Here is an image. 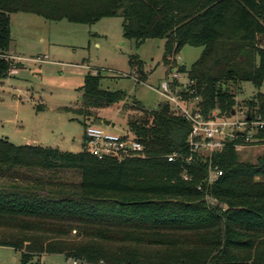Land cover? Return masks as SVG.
<instances>
[{
    "label": "trees",
    "instance_id": "16d2710c",
    "mask_svg": "<svg viewBox=\"0 0 264 264\" xmlns=\"http://www.w3.org/2000/svg\"><path fill=\"white\" fill-rule=\"evenodd\" d=\"M17 12L82 24L121 16L124 37L137 46L165 39L166 65L186 45L202 47L190 67L178 68L194 81L185 97H199L205 116H230L237 100L229 83L251 81L258 92L245 104L264 119V0H0L4 54ZM129 63L145 81L140 57ZM12 66L0 58V76ZM102 78L90 72L81 87L83 105L75 111L85 128L98 118L96 109L128 97L103 88ZM137 102L143 115L129 120L128 130L144 148L125 159H100L86 140L71 152L0 138V246L19 250L21 264H41L43 254L87 264H264V154L250 162L239 149L264 143V129L203 158L191 151V124L167 102L153 109ZM210 166L223 173L209 185ZM73 170L79 181L61 177Z\"/></svg>",
    "mask_w": 264,
    "mask_h": 264
},
{
    "label": "rangeland",
    "instance_id": "374dc122",
    "mask_svg": "<svg viewBox=\"0 0 264 264\" xmlns=\"http://www.w3.org/2000/svg\"><path fill=\"white\" fill-rule=\"evenodd\" d=\"M10 25L11 49L16 57L10 73L0 76V138L17 145L30 143L58 147L62 151L79 152L84 147V117L75 109L83 105L81 87L90 68L102 74L103 88L128 93L124 103L96 109L98 118L90 124L125 135L129 120L143 115L137 101L146 109L163 104L165 98L154 87L166 78L167 68L171 64L178 68L190 67L203 49L186 45L166 67L163 61L165 39L149 38L137 46L135 40L124 37L121 16L82 24L17 12L11 14ZM131 55H138L144 62L145 83L126 76L131 70ZM186 79L187 75L182 73L181 81ZM229 87L236 93L235 110L240 115L248 111L245 102L258 92L256 86L244 81L229 83ZM260 90L264 92V84ZM105 120L115 125L107 126ZM239 149L242 160L255 162L264 154V143H249ZM60 174L69 182L80 179L79 171ZM0 264H21V252L0 246ZM41 264L75 263L61 254H47L42 256Z\"/></svg>",
    "mask_w": 264,
    "mask_h": 264
},
{
    "label": "built area",
    "instance_id": "2783aa9c",
    "mask_svg": "<svg viewBox=\"0 0 264 264\" xmlns=\"http://www.w3.org/2000/svg\"><path fill=\"white\" fill-rule=\"evenodd\" d=\"M5 57L15 59L10 54H4L0 51V58ZM172 63V62H171ZM181 72L174 65L169 66V76L164 79L158 87L154 89L165 98L171 106L174 114L184 117L192 126L189 135V145L191 151L198 153L201 157H211L215 151L221 150L228 141L242 137L246 143L254 140L255 134L264 129V119L261 115L252 117L249 111H235L230 116L222 115L218 110H214L208 116H205L201 107L197 103L199 97H185V93H193L191 84L193 80L188 78L181 81ZM136 80L139 81L136 75ZM85 140L87 148L98 158L114 157L116 159H125L141 152L144 148L142 143L136 140L128 130L125 135H118L110 132L108 129L93 124L85 128ZM243 145H239V148ZM177 154L168 156L169 161H173ZM192 155L188 160L192 159ZM222 171L216 166H210L208 184L215 182ZM184 177L188 175L184 172ZM201 188V187H199ZM206 199L211 204H216L210 195ZM77 263V260H73Z\"/></svg>",
    "mask_w": 264,
    "mask_h": 264
},
{
    "label": "crops",
    "instance_id": "0c3cea01",
    "mask_svg": "<svg viewBox=\"0 0 264 264\" xmlns=\"http://www.w3.org/2000/svg\"><path fill=\"white\" fill-rule=\"evenodd\" d=\"M96 45L99 46L100 44L97 42ZM11 48H12V46H11ZM9 54L12 55L13 57H16V56H14V55L12 54V49L10 50ZM18 59H22V58H21V57H18ZM40 60H42V59H40ZM12 61H13V60H12ZM13 64H14V63H13ZM165 65H166V64H165ZM20 66H22V64H20ZM87 66H88V65H87ZM166 67H167V65H166ZM91 69H93V68H90V72H91V73H96V72H94V71H95L94 69H93V70H91ZM130 69H131V70H130V73L127 74L126 76H128V77H132V78H134V79L136 80V77H135V76H136V75L138 76V74L136 73V69H135L134 67H132L131 65H130ZM167 72H168V75L166 76V78L169 76V68H167ZM138 78H139V77H138ZM166 78H165V79H166ZM163 80H164V79H162V81H163ZM136 81H137V82H140V83H143V82L145 83V81H138V80H136ZM162 81H161V82H162ZM20 92H21V90H20ZM27 95H29V91L27 92ZM18 97H20V96L18 95L17 98H18ZM125 101H126V100H125ZM125 101H124V102H125ZM124 102H123V103H124ZM121 104H122V103H121ZM141 111H142V110H141ZM142 112H143V111H142ZM28 144H30V143H28ZM43 255H47V254H43ZM43 255H42V256H43ZM61 255H63V254H61ZM63 256H65V255H63ZM68 260L70 261V260H72V259H69V258H68ZM73 262H74V261H73ZM75 264H87V263H84V262H80V261H78V262L75 263Z\"/></svg>",
    "mask_w": 264,
    "mask_h": 264
},
{
    "label": "water",
    "instance_id": "95a60500",
    "mask_svg": "<svg viewBox=\"0 0 264 264\" xmlns=\"http://www.w3.org/2000/svg\"><path fill=\"white\" fill-rule=\"evenodd\" d=\"M232 114H235V111H233ZM104 123H105L107 126H114V125H115L114 123H112L111 120H105Z\"/></svg>",
    "mask_w": 264,
    "mask_h": 264
}]
</instances>
